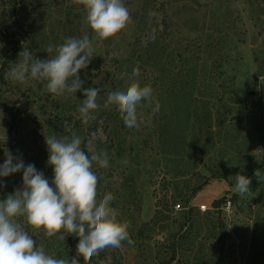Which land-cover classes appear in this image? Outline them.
<instances>
[{
    "label": "rangeland",
    "instance_id": "obj_1",
    "mask_svg": "<svg viewBox=\"0 0 264 264\" xmlns=\"http://www.w3.org/2000/svg\"><path fill=\"white\" fill-rule=\"evenodd\" d=\"M123 2L131 15L129 24L116 36L100 40L86 23L84 7L75 0H26L20 15V19L27 23L22 29L21 43L34 57L44 60L49 58L45 52L49 45L55 49L66 38L88 35L94 53L88 67L80 71V78L89 87L99 88L101 85H113L115 79L130 78L131 65L127 62L136 37L141 31L142 34L155 33L163 37L169 46L168 52L178 54V49L179 53L196 54L193 68L197 64L199 67L193 71L197 76L194 99L200 102L201 113L207 112L211 102L214 104L211 106L214 119L218 118L225 111L220 106L226 101L232 105L231 108H238L237 102L241 99L253 111L262 128L251 131L250 125H241L247 136V140L241 142L236 124L228 128L226 141L223 133L215 127L210 140H201L202 148L193 160L169 166L160 163L152 145L142 136L138 148L143 154L140 158L143 163L138 169L136 164L139 161H135L131 174L125 171L126 163L113 160L111 155L107 168H101L94 162L93 170L99 177L98 198L102 199L108 192L113 194L111 207L120 221L130 225L128 231L133 243L125 241L119 249L105 248L87 261L76 251L71 264H161L172 256L174 261L171 264H207L205 257L201 263L193 258L188 261L182 252L178 255L172 252L173 236L181 229L191 230L196 244L208 238L204 242L206 249L213 244L222 248L218 264H248L255 232L259 238L255 248H264V105L258 106L261 97L264 104V0ZM4 8L5 5L0 4L2 17L6 16ZM13 29L10 27L8 32ZM200 38L210 40L205 45L206 50L196 42ZM9 42L10 38L0 37V52H7L11 47ZM185 58L187 55L181 58V62H185ZM16 62L11 64L10 70ZM167 62L164 66L168 73L166 81H169L179 64L171 57ZM187 68L183 66L188 71ZM140 74L146 78L145 73ZM185 74L186 71L183 72ZM152 76L158 78V71L154 70ZM70 98L69 93L53 96L44 84L32 79L19 83L5 77L3 83L0 81V165L4 163L5 151L8 150L14 157L22 158L25 166L34 164L51 182L53 170L47 165L49 153L45 136L69 137L78 122L85 126L87 133L90 129L79 118L78 109L80 120H73L66 116L64 107L60 108L61 101ZM227 115L229 118L234 116L233 113ZM204 117L205 114L202 115L201 127L207 125ZM152 124H142L141 129H148ZM96 134L93 136L95 143L105 140L102 131ZM99 146L105 148L104 144ZM257 169L261 171L259 181L254 175ZM181 172L183 175L178 177ZM237 173L251 179L250 194L243 198L234 192ZM22 175L18 172L0 177L4 185L0 187V200L22 187ZM205 183L201 191L192 196V190ZM233 195L239 197L236 205L231 201ZM223 197L226 198L225 204L214 210L213 203ZM242 201L244 204L241 205ZM228 202H231L229 212L223 210ZM177 204L181 205V211L174 210ZM156 205L161 206L163 214L152 223ZM200 205L211 210L202 213ZM190 209L194 210L193 219L185 225L184 212ZM19 222L38 246H43L47 254L54 256L51 246L56 243V236L49 238L43 230L32 229L23 218ZM208 224L210 227L215 224L216 227L223 226V234L209 237ZM215 259L217 256L211 259L212 264ZM261 264H264V255Z\"/></svg>",
    "mask_w": 264,
    "mask_h": 264
},
{
    "label": "clouds",
    "instance_id": "obj_2",
    "mask_svg": "<svg viewBox=\"0 0 264 264\" xmlns=\"http://www.w3.org/2000/svg\"><path fill=\"white\" fill-rule=\"evenodd\" d=\"M86 11V23L100 40L112 38L124 30L131 15L123 0H75ZM154 39V37H153ZM48 59H38L28 50L18 54L15 66L6 74L15 82L24 83L29 79L44 84L53 96L76 93L83 81L79 72L88 67L93 58L94 47L88 35L82 38L69 37L55 49L49 45ZM140 75L134 68L126 89L112 91L107 95L104 107L115 106L128 128H139L143 114L138 112L142 101L152 104L151 85H141L135 79ZM99 89L89 87L83 90L84 99L78 107L79 118L87 123L91 114L100 105L97 103ZM155 101L153 113L159 111ZM49 153L47 165L53 170L51 182L34 164L25 163L5 151V161L0 165V177L22 172V187L0 200V264H69L58 259L38 246L29 232L19 222L21 218L34 230H43L45 236L59 239L61 233L79 238L77 255L84 261L90 260L99 251L112 247L121 248L123 242L132 244L127 222L117 218L111 207L112 193L98 198L99 177L93 170L94 162L101 168L109 166L106 150H97L92 139L88 140V152L81 147L83 141L78 135L58 138L45 136ZM90 153V155H89ZM254 175L258 181L260 169ZM234 192L240 197L250 194L251 179L243 174L235 176ZM0 181V187H3ZM75 260H73L74 262Z\"/></svg>",
    "mask_w": 264,
    "mask_h": 264
},
{
    "label": "trees",
    "instance_id": "obj_3",
    "mask_svg": "<svg viewBox=\"0 0 264 264\" xmlns=\"http://www.w3.org/2000/svg\"><path fill=\"white\" fill-rule=\"evenodd\" d=\"M25 1L26 0H0V4L5 5L7 10L5 14L6 16H0V37L2 39H6L8 37L11 41V43L9 42L11 47L6 50L7 52H4L5 54L0 52L1 83L5 81L6 74L10 70L11 64L19 59L18 54L24 48L21 43L22 29L25 28L24 26L27 23H24L20 19V15ZM144 20L146 21V18H144ZM211 22L213 23V19H211ZM10 27H14V29L8 32ZM142 33L143 31H141L140 35L136 37L134 44L132 45L133 48L131 51V57L128 59L127 63L131 65V73L132 69L137 67L139 68L140 73H145L146 78L140 74L138 80L142 86L151 85L153 89L154 102L149 104L147 101H142L143 106L138 108V112L142 113L144 118L140 121L139 128H128L125 126L122 116L116 107L110 106L105 108L104 103L110 92L126 89L130 78H121L120 81L115 79V81H113V85L110 84L109 86L108 84L107 86H99L98 89L100 91L97 103L100 107L91 114V118L87 123H85V125H88V128H90L89 132L87 133L85 126L78 122V124L73 127V132L71 131V134L69 135V137H71L75 134L82 138L83 143L81 147L86 153L88 152V140H94L93 136H97L96 133L102 131L105 135V140L103 142L101 140H97L96 143H98V145L94 142L95 148L97 150H106L108 158L109 155H111L113 160L126 163L125 171L131 174L133 172V167L135 166V161H139V164H136L138 169L143 163L140 159L143 154L140 153L138 148V141L142 136H144L146 141L148 140L152 145L151 147L153 152H156L155 156L159 158L160 163H164L166 166H169L171 164L175 165L183 163L184 161L193 160L198 151L202 148L201 140H210L211 137L209 136L214 133L215 127L223 133L222 136L225 141L227 140L226 137L228 135V128L234 124L237 126L239 133L238 139L241 142H243V140H247L246 134L244 135L246 129L242 130L241 125H250L251 131H254V128L256 131L261 130L259 128L261 127L259 125L260 122H258V119L253 116V111L248 109L241 99H238V108H231L232 105L228 104L227 101L225 104L220 106V108H224L225 111L220 115V117L218 115V118H215L216 120L214 119L215 114L211 110V106L214 104L211 102L208 104L210 108L207 112L201 113L199 106L200 102H197V100L194 99L197 76H194L195 74L193 71L199 67L197 64L196 67L193 68L195 65L196 54L190 55L189 53H186L187 51L184 52V54L187 55V59L185 58V62L183 60L181 62V58H184L185 55L183 53H179L180 50L178 49L176 50L178 54L168 52L169 46L165 44L162 36H157L155 33ZM195 33L198 34L199 31H196ZM209 41L210 40L208 38H200L197 39L196 42L199 43L201 48H205L206 43ZM170 57L173 61H177L179 66L174 69L175 73L172 74L171 80L166 81L168 73L165 69L164 63L167 65V59ZM199 59L200 58H198V60ZM183 66H187L188 71L184 70ZM154 70L158 71V78H154L152 76ZM184 71H186V76L183 75ZM78 75L80 78V72ZM80 80L83 81L81 90L76 93H71V98L67 101H61L60 105V108L64 107L63 111H65L66 116L73 120H80L78 118L79 115L77 114V109L81 105L82 100L85 98L83 90L89 88V86L85 84L82 77ZM155 101L159 102L160 108L159 111L154 114L153 109L155 107ZM262 101L263 98L261 97L260 102H258V106L260 108L264 105ZM242 105L244 106L242 107ZM227 113H233L234 116L229 118ZM204 114V119L207 125L205 127H201L200 123H202V115L204 116ZM152 122L153 124L148 129H141L142 124H149ZM225 141L223 143H225ZM99 144H104L103 147L105 148H101ZM211 145L214 148V145ZM181 175H183L182 172L178 174V177ZM205 185L206 183L204 185H200L196 190H192V196H195L198 191H201L200 189ZM238 198V195H233L231 198L232 203L234 202L236 205L239 200ZM225 202L226 198L223 197L220 200H216L212 207L214 210H218L221 205L225 204ZM240 203L241 205L244 204L243 201ZM160 207V205H156V212L152 223L157 222L158 217L163 214ZM193 215V209L184 212L185 225L192 222ZM208 217L209 216H207V218ZM208 225L209 231H211V233H209V237H215L216 235L223 234V226L216 227L215 224L213 227H210V224ZM190 227L193 228L194 226L191 224ZM204 227L205 226H203V229ZM63 235L65 237L64 240L59 239V234L56 235V243L53 247L51 246L53 251H50H52L55 258L68 260L69 264H71L73 256L77 251L76 246L79 242V238L75 235H69L67 233H63ZM207 240L208 238H205L196 244V238L192 234L191 230L186 231L181 229V231L173 236V244L170 248L173 250L172 252L177 255L180 252L186 254L188 261L193 258L194 261L203 263L202 259L205 257L207 259V264H212L213 262L211 259L217 256V260H214V262L216 261L214 264L220 263L222 248H216V244H213L212 246L209 245L206 249V244H204V242L206 243ZM258 242L259 238L256 237L255 232L248 264H261L262 256L264 255V248H255V245H257ZM207 250L208 253H206ZM173 261L174 256H172L169 260L161 262V264H171Z\"/></svg>",
    "mask_w": 264,
    "mask_h": 264
},
{
    "label": "built area",
    "instance_id": "obj_4",
    "mask_svg": "<svg viewBox=\"0 0 264 264\" xmlns=\"http://www.w3.org/2000/svg\"><path fill=\"white\" fill-rule=\"evenodd\" d=\"M199 209H200V211H201L202 213H207L208 211L211 210V209L208 208L206 205H200V206H199ZM230 209H231V202H228V203L226 204V208L223 209V210H226L227 212H229ZM174 210H175V211H181V210H182L181 205H180V204L175 205V206H174Z\"/></svg>",
    "mask_w": 264,
    "mask_h": 264
}]
</instances>
